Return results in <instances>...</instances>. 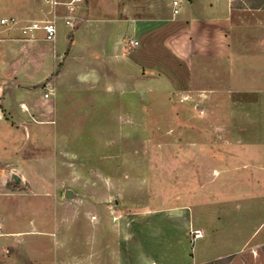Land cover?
<instances>
[{
    "label": "rangeland",
    "instance_id": "374dc122",
    "mask_svg": "<svg viewBox=\"0 0 264 264\" xmlns=\"http://www.w3.org/2000/svg\"><path fill=\"white\" fill-rule=\"evenodd\" d=\"M39 2L0 0V17L35 18ZM42 3L38 18L50 9ZM91 4L79 2L73 31L58 20L57 56L43 40L22 41L32 72L48 60L54 72L43 82L39 73L27 96L15 92L10 124H0V264L14 254L7 245L25 242L32 264H135L137 246L155 263L185 242L198 261L238 253L230 264H240L264 236V43L227 61L229 76L136 75L100 55L111 52L118 1ZM89 11L79 53L74 32ZM67 187L78 195L66 199ZM186 207L189 225L176 216Z\"/></svg>",
    "mask_w": 264,
    "mask_h": 264
},
{
    "label": "crops",
    "instance_id": "0c3cea01",
    "mask_svg": "<svg viewBox=\"0 0 264 264\" xmlns=\"http://www.w3.org/2000/svg\"><path fill=\"white\" fill-rule=\"evenodd\" d=\"M42 1L40 0L36 8L35 18L11 16L18 17L23 21L36 19L41 16ZM89 1L93 4L94 2L100 3L102 0ZM116 1L120 5V13L113 16L114 21L112 22L117 23L115 24L117 28L114 38L108 42L111 52L98 51V49H95V52L101 51L100 55L103 53V59L105 57L113 58L112 65H109L119 67L122 71L125 69L126 72L133 71V74L136 75L166 77L171 74L169 70L173 68L179 69L181 72L182 70L186 71L192 77L197 74L203 75V77L214 74L229 76L231 70L230 67L227 69V61L234 57L238 59L242 56L243 51L250 52L252 47L254 50L256 44L261 46L262 42L264 43V6L263 4L254 6L252 0H181V8L177 14L173 13V0ZM90 11L84 24L74 32V48L79 53L83 52L79 42L89 29L87 23L93 21ZM4 16L6 15L1 16L0 19ZM10 35L18 37L20 33L15 31V34L12 32L1 35L6 37L0 43V124L4 125H9V119L14 115L13 94L20 91L22 95L26 94L27 96L30 87L40 83V80L36 79L39 73L44 74L41 81L43 82L54 72L50 60L42 63L43 66L39 70L32 72V64L29 61L26 62L29 55L21 50L22 40L9 38ZM128 39L139 41L133 50V52L136 51L134 55H132L133 52L126 53L125 42ZM105 42L107 43L106 40ZM92 48L88 47V50H94ZM157 49L163 51L162 56L157 55L155 58V55H152V59L148 58L150 56L147 55V52L155 53ZM95 58L99 57L96 55ZM60 76L61 73L56 78ZM219 80H217L218 85H220ZM236 82H241V79L234 81L235 85ZM224 86L226 85L224 84L223 88ZM44 93L41 99L46 102ZM21 103L20 107L27 104ZM185 209L179 214L176 213L178 214L176 216L177 219L182 217L184 224L189 225L190 221L193 223L192 215L189 207ZM20 233V231L11 232V235L15 236L13 243L18 242L19 239L16 236ZM255 233L254 231L250 238ZM0 235H3L2 230ZM180 237L184 238L185 233H182ZM188 245L185 242L180 251L172 247L173 251L170 248L168 257L159 254V261L155 263H147L143 247L137 246L135 264H206L231 255L232 259L227 263L230 264L238 255V253H226V255L216 258H204L198 261L194 254L188 250ZM7 246L12 248L14 254L12 257L10 256L6 264H32L31 260L27 261L28 255H31L27 242H25V246ZM19 253H24L25 257L22 258ZM259 256L264 257V236L249 246L248 253L240 256L239 263L261 264L258 261ZM161 257H163L162 261Z\"/></svg>",
    "mask_w": 264,
    "mask_h": 264
},
{
    "label": "built area",
    "instance_id": "2783aa9c",
    "mask_svg": "<svg viewBox=\"0 0 264 264\" xmlns=\"http://www.w3.org/2000/svg\"><path fill=\"white\" fill-rule=\"evenodd\" d=\"M82 0H68V1H58V0H45L49 3L50 9L46 12V16L43 18L28 20L25 23L15 16H4L0 19V24L3 25L11 33L14 31H19L20 36L9 38L19 39L25 42H38L39 40L45 41L50 45V49L56 54V43L58 38V20L62 19L63 24L73 31L80 24V17L78 15L79 2ZM62 6V12L58 13L57 8ZM173 13L177 14L181 8V0L172 1ZM69 31V32H70ZM9 32V33H10ZM6 37L0 36V43ZM130 46L136 47L139 41L135 39H130ZM45 88L47 91L44 93V98L46 100L50 99L53 95V85L52 83H46ZM1 227V223H0ZM194 239L201 238L203 232L201 229H194L193 231ZM1 233V229H0Z\"/></svg>",
    "mask_w": 264,
    "mask_h": 264
},
{
    "label": "water",
    "instance_id": "95a60500",
    "mask_svg": "<svg viewBox=\"0 0 264 264\" xmlns=\"http://www.w3.org/2000/svg\"><path fill=\"white\" fill-rule=\"evenodd\" d=\"M15 180L16 181H19L20 180V177L16 176L15 175ZM78 194L71 188L67 187L64 191V197L66 199H73L77 196Z\"/></svg>",
    "mask_w": 264,
    "mask_h": 264
},
{
    "label": "trees",
    "instance_id": "16d2710c",
    "mask_svg": "<svg viewBox=\"0 0 264 264\" xmlns=\"http://www.w3.org/2000/svg\"><path fill=\"white\" fill-rule=\"evenodd\" d=\"M254 6H260L263 4L264 6V0H252Z\"/></svg>",
    "mask_w": 264,
    "mask_h": 264
}]
</instances>
